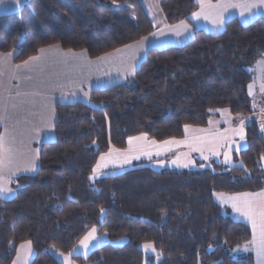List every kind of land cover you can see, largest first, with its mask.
<instances>
[{"label": "trees", "instance_id": "1", "mask_svg": "<svg viewBox=\"0 0 264 264\" xmlns=\"http://www.w3.org/2000/svg\"><path fill=\"white\" fill-rule=\"evenodd\" d=\"M166 25L185 22L196 0H160ZM154 27L141 0H27L0 16V54L14 64L46 47L85 52L90 59L149 36ZM264 53V19H231L219 35L194 30L182 47L147 51L124 84L89 94L91 106L56 105L54 141L39 146L33 176L12 182L15 196L0 200V264H12L16 246L28 242L31 264H58L47 252L68 254L94 227L111 243L76 264H252L234 250L251 239L247 226L222 213L214 193L264 189V138L256 122L245 129L240 166L179 171L148 167L142 160L123 174L91 182L98 158L125 150L130 137L164 142L204 128L217 110L251 115L248 69ZM142 244L157 256L145 257ZM159 258V260H157Z\"/></svg>", "mask_w": 264, "mask_h": 264}, {"label": "crops", "instance_id": "2", "mask_svg": "<svg viewBox=\"0 0 264 264\" xmlns=\"http://www.w3.org/2000/svg\"><path fill=\"white\" fill-rule=\"evenodd\" d=\"M26 2L27 0H19L17 6L16 0H4L0 3V16L17 12ZM210 2L215 5L218 0ZM221 2L227 3L229 0ZM230 2L244 3L245 0ZM141 3L154 27L152 34L98 58L90 59L85 52L64 51L58 46L43 48L35 57L21 64H14L15 53L0 54V134L5 136L6 142L14 150L13 163L0 173L4 177L6 187L12 189L8 184L15 179L33 176L38 171L39 146L55 139L56 105L81 103L91 106V91L124 84L135 74L147 51L182 47L192 40L194 30H202L215 36L222 33L225 23L231 19H237L241 24H248L258 17L264 19V7L251 9V15L247 10L241 15L242 9L230 7L223 13L224 20L219 26L214 24L211 18L204 19L201 16L193 19L191 15L183 22L187 26L185 28L181 22L166 25L162 16L158 22H154L142 1ZM199 11L200 5L196 12ZM129 71L131 75L128 74ZM252 107L253 114L264 116L263 99H256ZM33 158L36 161L35 169L26 171V166ZM261 191L264 189L253 193ZM235 195L238 194H228ZM14 196L13 190L0 200L9 201ZM221 210L235 222L247 226L252 239L251 225L239 213L233 211L230 203L229 208L225 206ZM246 244L237 247L234 255L249 256L252 264H257L256 254L251 250V246L249 245V251L243 250Z\"/></svg>", "mask_w": 264, "mask_h": 264}, {"label": "rangeland", "instance_id": "3", "mask_svg": "<svg viewBox=\"0 0 264 264\" xmlns=\"http://www.w3.org/2000/svg\"><path fill=\"white\" fill-rule=\"evenodd\" d=\"M146 7V10L149 16L152 18L154 22H158L159 17H161V11L159 8V0H141ZM264 57L259 58L255 64H253L249 69V73L252 76V83L254 84L252 95H249V88H248V95L250 96L252 103L255 105L256 99H263L264 101V92L261 91V84L264 83V66L258 63ZM217 110L215 112V116L210 117L208 120V124L204 128H196V127H188L189 131L186 133L184 129V137L177 141L185 140L186 136L190 141L196 142L198 147L203 149V156L201 155L200 151H194L190 147L185 146L184 144L180 145H171L169 150L161 151L159 155H157V147L152 145L150 138L145 135H140L145 137V140L140 141L139 144L145 150L151 151V157H147L144 155H140L139 159H131L128 163H119L113 162L118 159H122L121 157L117 156V153L124 154L127 153L129 148V140L127 141V147L125 150H118L115 148H110L106 154L101 155L98 158V162L101 163V168L96 175L95 179L90 180L91 182L101 180L107 177H113L116 175L123 174L126 171L133 169L135 164L139 161H146L149 168L160 171L163 169H173L179 171H204V170H213V165H219L223 169L232 168L234 166H240V162L237 161L235 154L239 153L246 147V139H245V129L252 123L256 122L259 126V130L263 135L264 138V131L261 130V126L264 125V116L262 115H232L228 112V110ZM264 113V112H263ZM241 121H243V139L236 134V130L241 128ZM136 136V137H140ZM201 137L203 140L201 142H197L195 138ZM174 140V139H173ZM217 142L219 145L217 146ZM157 145H162L163 142H156ZM110 150H113L112 155L109 156ZM215 150V154L214 151ZM225 153H228L230 157V162H225ZM235 153V154H233ZM104 156L106 159L105 161H101V157ZM177 157L180 158V163H186L188 160H191V163L188 167H177L176 164H173L172 161L175 160ZM204 157H207L205 159ZM96 163V165H97ZM95 165V166H96ZM261 167H264V159L261 162ZM92 176V175H91ZM11 184H8L11 187ZM223 194L224 197H229L228 194L224 193H214V201L221 206L222 209L227 206L229 208V203H222L220 199H218V195ZM93 229V228H92ZM92 229L89 231L91 232ZM95 231V240H92L88 243L87 248L81 246V241L68 253L63 254L58 252L54 247H50L47 249V252L55 259L58 264H65V257H68L69 264H76L73 261L75 257H87L93 250L100 248L106 244H112L114 246H122L126 243L127 239H119L115 242H110L106 234H98L97 227H94ZM89 232L85 235L87 236ZM84 236V237H85ZM30 243L25 242L21 243L16 246L15 249V257L12 264H25V257H27L26 264H31L34 252L30 245V254L28 251L27 245ZM21 245H25L26 247L21 248ZM142 244L140 246L141 251L143 252L144 256H157V252L154 248L145 249ZM159 260V258H157Z\"/></svg>", "mask_w": 264, "mask_h": 264}, {"label": "snow or ice", "instance_id": "4", "mask_svg": "<svg viewBox=\"0 0 264 264\" xmlns=\"http://www.w3.org/2000/svg\"><path fill=\"white\" fill-rule=\"evenodd\" d=\"M4 0H0V3H3ZM17 6H19V0H16ZM196 3L200 5L199 12H193V19H198L201 16L204 19H212V22L219 26L220 23H223L224 17L223 13L227 11L228 8H240L242 9L241 15L244 14V10H247L251 15V9L257 7H264V0H245L244 3H231L230 0L227 3H222L221 0H218L217 4H211L210 0H196ZM181 25L185 28L186 25L181 22ZM179 27V26H177ZM264 57V53L261 54ZM259 64L264 66V59L258 61ZM131 75V71L128 73ZM254 84L249 85V95H252ZM261 91L264 92V83L261 84ZM19 95V93H18ZM226 111V110H224ZM243 121H241V128L236 130V134H238L241 139H243ZM261 130L264 131V125L261 126ZM189 131L188 126H185V132ZM145 140V137H130L129 138V148L127 153L120 154L117 153L118 157L122 156V159H118L115 162L119 163H128L131 159H139L140 155H144L147 157H151L152 152L145 150L142 146H140L139 142ZM197 142H201L203 138L197 137L195 138ZM152 145L156 146L158 151L157 155L160 154L161 151L169 150L171 145H180L184 144L185 146L190 147L194 151H200L203 156V149L197 146L196 142L190 141L187 136L183 141L177 140H168L164 141L162 145H157L156 141L151 142ZM217 146L219 145L217 142ZM214 154H215V150ZM113 150H110L109 156L112 155ZM207 159V157H204ZM105 157H101V161H105ZM264 159V157H262ZM14 160V150L10 144H8L5 140V136L0 134V173L3 172L4 168L11 165ZM225 162H230V157L228 153H225ZM173 164H176L177 167H188L191 163V160H188L186 163H180V158L177 157L172 161ZM101 163L98 162L97 165L92 169V176L89 177L90 180L95 179L99 169L101 168ZM36 167L35 158L26 166V171H33ZM14 175V173H12ZM12 189L6 187V182L4 180L3 175H0V199L8 196L12 193ZM218 199L221 200L222 203H230L234 212L239 213L240 216L244 217L252 228V239L249 244L244 245L243 250L249 251V245L251 246V250L255 251L257 264H264V191L259 193H240L235 196L224 197L223 194L218 195ZM95 229L93 228L91 232L81 241V246L87 248L88 243L92 240H95ZM26 247L25 245H21V248ZM28 251L30 254V244L27 245ZM145 249L152 248L151 244H145L143 246ZM27 261V257H25V264ZM65 264H69L68 257H65Z\"/></svg>", "mask_w": 264, "mask_h": 264}]
</instances>
